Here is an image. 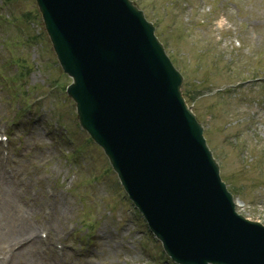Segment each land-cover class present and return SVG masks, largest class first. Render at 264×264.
Listing matches in <instances>:
<instances>
[{
	"label": "rangeland",
	"instance_id": "obj_1",
	"mask_svg": "<svg viewBox=\"0 0 264 264\" xmlns=\"http://www.w3.org/2000/svg\"><path fill=\"white\" fill-rule=\"evenodd\" d=\"M132 1L238 213L264 225V0ZM70 83L35 0H0V264H174L81 129Z\"/></svg>",
	"mask_w": 264,
	"mask_h": 264
},
{
	"label": "water",
	"instance_id": "obj_2",
	"mask_svg": "<svg viewBox=\"0 0 264 264\" xmlns=\"http://www.w3.org/2000/svg\"><path fill=\"white\" fill-rule=\"evenodd\" d=\"M81 127L175 264H264V225L233 195L182 76L130 0H36Z\"/></svg>",
	"mask_w": 264,
	"mask_h": 264
},
{
	"label": "bare ground",
	"instance_id": "obj_3",
	"mask_svg": "<svg viewBox=\"0 0 264 264\" xmlns=\"http://www.w3.org/2000/svg\"><path fill=\"white\" fill-rule=\"evenodd\" d=\"M139 10H140V9H139ZM31 224H32V223H30V221H29V225H31ZM23 233H24V232H23ZM31 233H32V234L35 233V234L37 235V231L34 230V229H33V232H30V233H28L27 235H31ZM46 233H48V231H47ZM17 235H22V232L19 231V233H18ZM40 241H41L42 244L44 243L43 240H40ZM163 251H164V250H163Z\"/></svg>",
	"mask_w": 264,
	"mask_h": 264
}]
</instances>
